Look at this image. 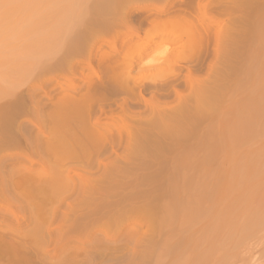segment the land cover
<instances>
[{
    "label": "bare ground",
    "instance_id": "1",
    "mask_svg": "<svg viewBox=\"0 0 264 264\" xmlns=\"http://www.w3.org/2000/svg\"><path fill=\"white\" fill-rule=\"evenodd\" d=\"M203 1L94 0L91 7L86 6L91 20L86 23L87 14L82 12L86 20L81 16L79 22L84 24L85 21L88 28L84 32L76 31L78 38L73 39L82 49L84 45L81 44L85 42V45H94L93 49H89L92 67L90 63L85 64L91 69L93 80L86 81L79 88L75 86V90H69V87L62 90L55 84L52 90L42 94L45 102L42 96L36 100L34 96L23 93L0 107V152L13 145L27 152L22 156L24 164L22 161H14L12 165L9 163L10 167L18 168V179L14 183L8 180L6 168L2 170L3 163L13 160L14 156L11 153L0 154V188L3 194L5 189L11 192L13 184V190L20 198L30 197L36 204L44 206L50 201V195L57 194L61 184L63 190L67 188V192L73 194L78 191L75 185L77 179L90 184L83 189L97 196L93 201L92 217H109L110 213L124 217L123 213H130L137 208L134 205L142 202L147 204L145 210L152 216L151 219L162 215L158 223L155 219L152 221L157 224L154 226L158 228V233L162 232V239L155 242L152 236L147 238L141 254L142 264L160 261L162 256L169 258L170 264H264V253L254 254L264 241V150L256 148L259 152L254 150L253 154L248 151L249 158L242 162L246 156L240 154L244 152L236 155L237 150L232 149L237 145L236 149L240 145L246 146L247 142L242 143L264 133V42H261L264 41V3L246 0L247 18L238 19L236 28L221 35L220 29L214 28L216 26L213 27L215 30L207 29L213 26L212 22L204 26L195 16L210 7L211 0H206L207 6ZM195 8L197 13L194 12ZM242 26L244 31L240 32ZM117 28H122L114 36L118 40L115 43L120 45L117 48L113 45L109 52H102L99 49L101 36ZM142 33L143 40L140 38ZM178 33L189 37L185 41L189 50L175 58L173 55L171 59L170 48L180 37L176 36ZM220 35L229 47V66L226 67L230 69H225L222 76L230 70L229 73L236 75V78L233 79L228 73L225 79L228 80L230 76L235 81L229 79L232 85L226 86L227 80L219 84L222 83L221 79L224 81L221 77L217 86L210 85L212 88L202 90L191 98L186 93L192 90L193 74L203 69L202 57L206 56L202 55L207 54L202 53L203 49L206 50L212 41L219 42ZM184 37L180 39L183 42ZM90 39L92 42L87 43ZM153 40L158 42L153 43ZM136 46L141 50L137 48L138 51L134 53ZM151 48L156 61L168 64V74L160 81H139L131 76L133 59L136 55L141 57L151 52ZM240 49L246 50V53ZM241 61L250 64L246 66ZM68 63V70L74 71L77 65ZM240 64L241 67H238ZM75 73L82 77V72ZM242 92L244 97L235 101L232 96ZM225 98L235 101H230L232 106L229 109L223 106L222 100L226 101ZM15 105V111L11 112ZM153 111L154 120L143 122L145 115ZM245 112L246 116L243 114ZM20 119L22 121L18 122L16 131H12L10 126ZM116 121L121 124L133 122L139 129L142 128L137 132L141 136L129 153L122 156L120 164L114 163L105 175L102 173L104 176L101 175L100 181L95 179L96 182H91L79 171L85 172V165L90 164V160L86 159H90L93 153L96 159L102 154H109V158L115 159L112 162H118L116 159L120 156L116 147L121 144L123 132L117 129L121 124ZM205 124L208 129L203 133L201 127ZM28 126H32L35 132ZM221 126L225 129L222 130ZM232 135L237 137L230 139ZM203 142L205 144L202 145ZM230 149L234 151L228 152ZM200 153L203 154L201 160L196 156ZM29 155L34 156L37 162L33 163ZM232 155L241 159L230 158ZM218 157L220 160L225 158L217 162ZM45 158L53 161L55 173L47 170ZM80 158L86 159L80 161ZM227 158H230L229 164L233 167L229 177L215 173V170L212 172L219 166L223 168L221 171L229 172L224 168L225 164L229 165L228 160L222 162ZM152 165L155 166L153 172L146 175L141 173ZM186 168L191 172L177 176ZM230 183L233 186L230 193H219L218 189H227ZM149 184L148 191L138 189L139 185ZM127 189L132 191L123 194V190ZM152 192L156 195L147 202L146 198ZM117 196L116 202L109 201ZM258 197L261 198L259 207L254 205ZM103 210H106L105 213H102ZM122 217L115 222L122 221ZM204 217L207 219L199 232L193 230L192 233L183 234ZM152 222L150 220L149 224ZM151 227L147 228L151 230ZM105 228V225H101L97 230L107 239ZM51 233L50 228L44 231L34 228L26 232L21 227H14L5 235L11 245H4L0 241V264H45L35 252L29 251L31 237H34L30 235L40 236L45 241ZM98 246L100 251L108 249L107 244L100 243Z\"/></svg>",
    "mask_w": 264,
    "mask_h": 264
},
{
    "label": "rangeland",
    "instance_id": "2",
    "mask_svg": "<svg viewBox=\"0 0 264 264\" xmlns=\"http://www.w3.org/2000/svg\"><path fill=\"white\" fill-rule=\"evenodd\" d=\"M93 1L94 0H0V107L8 101H11L13 99L15 100L18 95L23 93L34 96L35 98H37L36 100H38L41 99V96L44 92L52 90L55 84H58V86L62 90H66L68 87L69 90H72L75 86L79 88L80 85L84 86V84H86V81L88 83L89 81L93 80V76L90 71L91 69L85 65L86 63H90V67H92V58L90 57L89 50L91 47V49L94 48V45H92L91 43L92 40L90 39L91 41L89 40L87 42L91 43L90 46L89 44L85 45L86 42L84 44H81L84 45V47H88L84 49V47L82 46V49L81 47H79L80 44H78L79 46L77 47L76 43H74L75 39H73V37L78 38V33L76 34V31L79 30L80 32H84L85 30H87L88 25L86 26V23L90 22L91 18L89 20L90 13L88 14V9H86L85 7H91L90 5L91 3H93ZM245 1L246 0H211V2L209 3L210 7L208 9L205 8L207 10H205L204 13H199L201 11H199L198 9L199 14L194 15L197 16L199 22L201 21L200 23L204 24V26L205 24L207 25L209 22V24H211L212 22L213 24H211V26H213L210 27L208 24L209 27L206 28L208 30H211V28L216 26L214 28H219L221 35H223L227 31L230 32L234 28H236V21L238 19L247 18V6ZM248 1L249 0H247L246 2ZM259 2L264 3V0H259ZM162 3L163 2L159 3L158 6H160ZM202 3H206L207 6L206 0ZM196 11L197 8H195L194 12L197 13ZM82 12L86 13L88 16H85V14H83ZM81 16L84 20H86L85 18H88L86 20V23L84 20V24L80 23L82 21L79 22V20L81 19L79 17ZM214 28L213 30H215ZM241 28L242 29H239L240 32L244 31V26H242ZM121 30L122 28H117L114 32L112 31L107 34H103L101 36L102 41H100L102 45L101 48L99 47V49L102 52H109L110 50H112L113 45H115L114 47L117 48L120 43H115V41L118 42V40H116L117 38L115 39L114 36L116 35L115 33L121 32ZM211 33H213V31ZM148 35L150 36L151 33H149ZM221 35L219 42L213 43V41L210 40L212 42H210V45H207V49H203L202 53H207L208 55H202L206 56L202 57V71L193 74L191 86L192 90L191 92L188 91L186 93L191 98L195 95H198L202 90H208L210 85L217 86L220 81L222 83L219 84H223L225 83V80H227L225 79V75H227L230 70L225 73L224 77L222 75L224 74L225 69H230L229 67H226L227 65L229 66L227 55L229 47L226 40H222ZM176 36H178L179 38L177 37L178 39L170 48L171 59H173V57L171 56L174 55L175 58L180 54H185V52L189 50L186 45L187 43H185L186 38L189 37L181 36V33H178ZM143 37L144 34H140V38L142 40ZM182 37H184V42L183 40H180L182 39ZM211 39H213V37ZM83 40L85 41V39ZM72 42L75 45L72 46ZM157 42L158 41L153 40V43ZM261 42L264 41L261 40ZM80 43H83V41ZM137 44L139 45V42H137ZM244 45H247L246 47H249L248 45L250 44ZM73 47L78 50H74ZM246 47L244 46L243 48ZM137 48L138 46H136V48H133L134 53L140 49L138 48V50H136ZM133 50L131 51L133 52ZM240 50H243L244 52L246 51L244 49ZM87 60H89V62ZM133 61L134 67L131 70V76L136 77L137 79H139V81H158L160 78L161 80H163L164 78H166V73L168 74V64L166 65L165 63L163 64L156 61V56L155 54H153V48H151V52H148L141 57H138L136 55ZM68 62H74V64L77 65L74 71L68 70ZM243 63L248 66L249 62L244 61ZM238 67H241V64ZM82 68L84 69L82 70ZM164 69L166 71H164ZM182 70L184 71L185 69ZM76 71L82 72L81 78L76 75ZM229 75L231 74L229 73ZM235 76L236 75H231L233 79L236 78ZM221 77L224 79V81H222ZM228 78L230 79V76H228ZM233 79L230 80L235 81ZM228 80L226 81L228 82V85L227 83L225 85H232ZM246 93L247 92L245 91V95L247 96ZM243 94L244 93L242 92L239 94H235V96L233 95L232 97L235 101H239V99L241 100V98L244 97L242 96ZM121 97L123 96H120L119 98ZM42 98L43 102H45L44 96H42ZM230 99L225 98L226 101L222 100V102L226 105L225 106L222 103L224 108L226 107L227 109H229L232 106L230 105ZM15 107L17 106L15 105L14 109L11 110V112L15 111ZM243 114L245 115L246 112ZM145 116L146 117L144 118L143 122L152 121L155 118V112L153 111V113H147ZM227 118H224V120H227ZM20 121H22V119L17 120L15 122L16 124L13 123V126H10L12 131H16L15 127ZM116 122L120 123L119 121ZM130 122H122V124L120 123L121 127H117L119 131L123 132L121 144L119 147H116V152L120 156L118 159H116L118 160V162H112L115 159L114 157L109 158V154H102L98 157V159H96L93 153L90 159H86L87 157L80 158V161L82 159L90 160V164L85 165V172L79 171L80 175L91 179V182L100 181L101 177L105 175V172L108 168H110L114 163L120 164L122 162V156L129 153V150L132 148V146H135L141 136L137 132L142 128L140 127L139 129L136 124ZM115 125L116 123L113 124V129ZM118 125L119 124H117V126ZM206 127H208L207 124L201 127L202 131H204L203 133H205V130L208 129ZM28 128L35 132L32 126H28ZM223 128L225 129L224 126H221L222 130ZM20 130H24L22 126H20ZM233 134L235 135V133ZM234 135H232L230 139L233 137H237ZM263 137L264 133L263 136L261 135L260 137H257L255 139L254 136L250 137L247 141L242 143L245 144L247 142L246 146H239V148L241 149H238L241 151L236 149L238 145L235 146L236 148L232 149L237 150V152L235 153L236 155L242 152L245 153L246 151V154L243 153L240 154V156H246L244 157L245 160L242 159V162L247 161L246 158H249L250 153H252L254 150L259 152L260 147L264 150ZM233 140L234 139H232V141ZM203 144H205V142H203L202 145ZM6 148L2 150L0 154H2L3 152L4 154L11 153L13 154L14 159L9 160L10 162L8 161L3 163L2 170L6 168V171L8 172V180L11 179V182L14 183L18 179V168L14 169L13 167H10L9 163L12 165L14 161H22L21 163L24 164L25 160L22 156L27 152L22 148H14V145L12 147L9 146ZM256 148H258L259 150ZM197 150H199V152H202L200 148H197ZM234 150L230 149L228 150V152L232 153V151ZM248 151H250V153H248ZM196 156L200 158L199 160H201V157L203 158V154L201 153L197 154ZM240 156L238 155L237 157ZM29 157L33 160V163L37 162V159H34V156L29 155ZM224 158H221V160ZM230 158L241 159L235 158V155H232V157ZM230 158H227L222 162L226 163L228 160L229 164ZM221 160L219 159V161H216L220 162ZM216 161L214 163H216ZM44 162H46L47 170L51 173H55L53 161L45 158ZM133 162L134 161H132L131 163ZM169 164H171V162H169ZM154 168L155 166L152 165L148 169L143 170L141 173L146 175L153 172ZM221 168L219 166L218 168L213 169L212 172H214L215 170V173L226 174V176L229 177V173L231 174V168L233 170L232 164H225L224 166V168L227 169L225 171L229 170V172L221 171L223 170V168ZM235 170V174H237L238 169L236 168ZM190 172L191 170H188V168H186V171L185 169L180 171L177 176H181L182 174H187ZM102 173H104V175ZM75 185L77 186L78 191L73 194L71 192H67V188L63 190L62 184L59 187L57 186V194L53 196L50 195V201L44 206L36 204V201H33L30 197L20 198L17 194V191L13 190V184L10 188L11 192L5 189V194H3V191L0 188L1 243L4 245L9 243L5 235L16 226L23 228V230L26 232L32 231L34 228H39L42 231H44L45 228H50L52 230V233L49 236V239H46L45 241H42L40 236L36 237L35 235H30L34 237H31L29 251L35 252L38 259L44 260L45 264H142L141 254L144 249V242L147 241V238L150 239L152 236L151 239H156L155 242L162 239V232L160 231V233H158V228H155L157 224L155 225V223H153L155 220L158 223L159 219H162V215H158V217L156 218L154 217L153 219L155 220L153 221V219H151L152 216L148 215L149 213L147 214L145 210V206L147 204L145 205L142 202L143 205L141 203V205L139 204L138 206L134 205L135 207H137L136 209H133L134 211L131 210L130 213L125 212L127 215L123 213L124 217H122L121 215L122 221L119 220L115 222L118 217L121 218L118 213H110L111 215L109 217H99V220L98 217H92V209L94 208L93 201L96 200L97 196H92L90 195V191H87V189H83L89 187L90 184H86L85 182H81L75 179ZM149 186L151 185H139L138 189L142 191H148L150 189ZM232 187L233 186L230 183L227 186V189L221 188L218 190L219 193L223 194V192L226 191V193L224 194H228L231 192ZM131 191V189H127L125 191L123 190V194L129 193ZM155 195L156 194L152 192L151 195L146 198V201L149 202L150 199L152 200V198L155 197ZM118 198L119 196H117L115 199L112 198L109 201L116 202ZM258 198L254 201V205L257 207H259V204L261 202V198ZM104 211L106 210H103L102 213H105ZM112 215L114 216V219L112 218ZM204 218L201 219L196 225H194L195 227H197V229L192 226L193 228L191 227V230L189 229V231L191 232L188 231V233L183 234L187 235L189 233H192L193 230L194 232H199L202 224L205 222L204 220L207 219L206 217ZM150 220L151 222L153 221V224H149ZM98 221L100 223H98ZM101 225H105L106 228H108H105L104 231L106 234H108L107 239H105V236L101 234L99 230H97L99 226L101 227ZM146 226H152L151 228L156 230L153 231L150 228L152 230L151 231ZM155 236H157V238L159 236L160 237L159 239H157ZM206 240L207 236L205 241ZM100 243L107 244L106 247H108V249L105 251H100L98 246ZM261 244H263V246ZM261 244L255 249L256 252L254 251V254L258 252L264 253V241ZM257 249L259 250L257 251ZM45 252H48L47 255L45 254ZM43 254H45V257H42ZM162 257L163 258L160 259V261H151L147 264H170V261L168 260L169 258L164 256ZM0 261H2V259Z\"/></svg>",
    "mask_w": 264,
    "mask_h": 264
}]
</instances>
